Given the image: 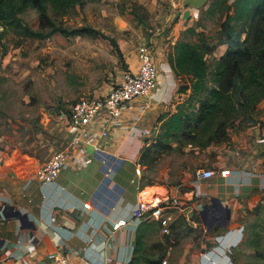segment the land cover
I'll use <instances>...</instances> for the list:
<instances>
[{"label":"crops","instance_id":"crops-1","mask_svg":"<svg viewBox=\"0 0 264 264\" xmlns=\"http://www.w3.org/2000/svg\"><path fill=\"white\" fill-rule=\"evenodd\" d=\"M169 1L175 4V0ZM197 11L192 6L184 7L181 18L188 12L189 16H197ZM182 26L183 21H179L168 33L163 30L149 36L160 80L165 81L166 89L163 91L158 86V94L128 104L110 138L100 143V150L78 142L71 149L69 167L51 184H43L35 175L36 169L46 161L35 168L28 160L12 164L4 160L0 164V206L10 205L21 210L35 225L34 230H22L17 220L0 218V264H55L59 254L66 255L70 264H129L139 230L144 232L145 244L154 238L160 239L161 244L153 247L161 250L166 247L167 238H162L159 223L149 220L136 224L132 218L137 202L150 189L162 188V192L169 194L174 207L172 234L180 231L186 221L197 227L190 216L212 204L214 198L231 210L230 223L234 227L240 226L248 211L264 205V130L257 125L247 133L237 134L233 142L208 147L205 152L214 158L212 161L186 165L184 172L162 178L160 185L144 184L146 166L140 163L141 155L156 142L162 118L175 113L178 104V82L184 77L175 73L168 60L170 55L165 56L167 48H172L173 54L185 29ZM130 59L135 62L134 68L137 67V50ZM96 130L94 124L77 135L82 139ZM254 130L258 131L257 135ZM67 132L61 150L76 136L69 127ZM137 166L143 169L140 178L135 174ZM225 170L230 171V175L222 177L220 172ZM198 172L215 174L206 179L199 178ZM172 180L179 184L170 186ZM141 190L145 191L139 194ZM88 202H91L90 209L84 208ZM122 219L127 220L128 225L113 232L114 224ZM228 234L233 236L235 232ZM164 257L161 256L162 260Z\"/></svg>","mask_w":264,"mask_h":264},{"label":"rangeland","instance_id":"rangeland-1","mask_svg":"<svg viewBox=\"0 0 264 264\" xmlns=\"http://www.w3.org/2000/svg\"><path fill=\"white\" fill-rule=\"evenodd\" d=\"M134 4L148 11L146 25L140 24L130 13ZM210 4L198 9L197 16H189L188 12L182 19L184 7L180 0H175V4L169 0H85L81 8L77 7L63 19L64 26L70 29L92 26L102 31L116 41L118 48L102 38L66 39L57 34L38 40L14 31L6 33L0 45V158L11 164L28 160L35 168L62 151L61 142L68 133L67 115L72 105L82 97L103 95L116 86L124 73L134 68L135 62L130 58L137 47L146 41L150 45L149 36L157 34L158 28L168 33L176 23L183 21L182 29H185L179 40L192 43L198 40V36L187 30L192 28L198 32L215 48V52L206 57L209 71L213 72L221 56L229 49L240 47L246 35H239L238 27L234 40L221 44L225 39L220 29L226 14L222 10L209 12ZM21 20L32 30H38L37 10L29 8L21 15ZM171 51L172 48H167L166 58L172 55ZM190 85V78H179L178 87ZM159 86L165 91V81L160 80V76ZM158 90L154 93L158 94ZM177 94L176 111L188 100L191 91L185 94L178 91ZM255 118L264 120V104L259 105ZM251 125L254 123H247L242 118L239 130H229L230 140L241 132L247 133L253 127ZM202 131L198 132V140H205ZM257 132L254 130V134ZM205 150L186 145L160 153L155 165L146 166L144 184L160 185L162 178L184 172L186 165L212 161L214 158ZM169 184L176 187L179 183L172 180ZM199 216L198 210L190 216V221H195L197 227L186 221L180 227L181 234L163 235L162 238H167L166 247L161 250L153 247L160 239L149 240L145 259L157 263L161 256H165L161 264H264V205L248 211L240 226L234 227L230 223L219 229L213 224L208 232V227L202 221L198 222ZM230 231L235 234L223 246L218 239ZM232 241H235L234 245L230 246Z\"/></svg>","mask_w":264,"mask_h":264},{"label":"trees","instance_id":"trees-1","mask_svg":"<svg viewBox=\"0 0 264 264\" xmlns=\"http://www.w3.org/2000/svg\"><path fill=\"white\" fill-rule=\"evenodd\" d=\"M229 2L211 0L209 12L222 10L226 14L220 29L225 39L221 44L234 40V33L240 27L239 35H246L242 45L227 50L218 60L215 70L210 72L206 57L213 54L215 48L194 29L187 30L189 34L198 36V40L194 43L179 40L169 60L178 76L191 80V85L180 87L179 92L191 91V94L175 113L162 118L161 133L155 143L144 149L141 164L151 167L158 162L160 153L172 152L186 145L207 149L212 144L227 143L230 141L229 130H239L242 118L247 123L259 124L264 130V120L255 118L259 105L264 104V0ZM84 3L85 0H0V45L6 33L14 31L38 40L57 34L66 39L102 38L118 48L115 40L92 26L73 29L64 26L63 19ZM29 8L38 12V30H32L21 20V15ZM130 13L140 24H147L145 7L134 4ZM200 130H203L205 140H198ZM173 143L177 146L174 147ZM197 220L201 222L200 216ZM174 233L179 235L181 231ZM145 246L144 232L139 230L129 264L163 262V258L157 263L145 259Z\"/></svg>","mask_w":264,"mask_h":264},{"label":"built area","instance_id":"built-area-1","mask_svg":"<svg viewBox=\"0 0 264 264\" xmlns=\"http://www.w3.org/2000/svg\"><path fill=\"white\" fill-rule=\"evenodd\" d=\"M163 30L158 28L157 34ZM137 67L130 68L124 73L121 81L114 86L107 94L103 96L82 97L74 103L67 115L69 130L74 136L65 150L57 152L51 158L39 166L36 171V177L43 184L54 183L58 177L70 165L71 149L78 142H83L87 146H93L100 150V143L108 140L115 130L117 124L123 116L124 108L136 100L147 99L152 96L159 86V72L154 61L151 46L147 43L140 44L137 47ZM97 128L96 133H88L84 138L77 135L79 132L89 130L91 127ZM3 159L0 158V164ZM104 163V162H103ZM141 166L135 168V174L138 178L142 176ZM214 172H198L199 178H210ZM222 177L230 175V171L220 172ZM145 190H141L139 194ZM170 197L165 192H148L133 211L132 218L136 224H141L149 220L159 223L163 235H170V226L173 220V205L170 204ZM84 208L90 209L91 202L84 205ZM128 225L125 219L119 220L113 226V232L120 230ZM55 264H70L66 255L59 254L55 258Z\"/></svg>","mask_w":264,"mask_h":264},{"label":"water","instance_id":"water-1","mask_svg":"<svg viewBox=\"0 0 264 264\" xmlns=\"http://www.w3.org/2000/svg\"><path fill=\"white\" fill-rule=\"evenodd\" d=\"M207 3V0H182L183 7L192 6L196 9L202 8ZM201 220L208 231L214 225L219 228H226L231 221V210L227 206H223L221 200L214 198L212 204L205 205L200 212ZM0 218L4 220H17L22 230H34L35 225L27 214L21 210H16L15 207L10 205L0 206ZM229 237V238H228ZM230 239L229 234L221 237L220 243H226ZM235 241L230 242V246L234 245Z\"/></svg>","mask_w":264,"mask_h":264}]
</instances>
